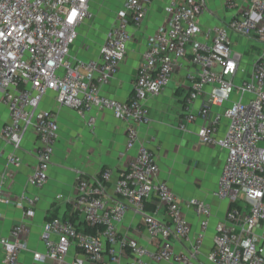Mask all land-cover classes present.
Here are the masks:
<instances>
[{"label":"built area","instance_id":"2783aa9c","mask_svg":"<svg viewBox=\"0 0 264 264\" xmlns=\"http://www.w3.org/2000/svg\"><path fill=\"white\" fill-rule=\"evenodd\" d=\"M150 1L126 0L98 60L80 61L72 47L89 17L91 0H0V103L8 111L0 139L13 148L9 167L19 165L18 151L33 133L38 147L29 183L38 189L46 184L59 133L57 111L41 106L50 93L91 130L98 111L124 121L125 148L135 151L114 182L109 168L90 175L76 172L69 214L43 223L45 252L33 257L61 264L74 250L70 264H198L212 209L196 198L182 201L159 180L156 156L138 135L139 126L150 121L147 99L160 95L175 71L186 66L190 86L177 126L185 130L200 118L198 142L226 152L213 195L228 207L214 226L206 260L264 264V0H223L229 18L212 29L209 40L199 38L204 1L170 0L168 25L143 51L131 97H107L100 88L117 74L133 39L130 27L142 26ZM231 35L245 39L249 53L236 50ZM201 95L203 104L195 111L193 103ZM12 175L8 169L1 176L0 201L22 208L24 219L0 238V264H19L38 201L24 193L12 199L3 190ZM185 207L194 210L196 229ZM129 213L140 218L152 247L120 229Z\"/></svg>","mask_w":264,"mask_h":264},{"label":"crops","instance_id":"0c3cea01","mask_svg":"<svg viewBox=\"0 0 264 264\" xmlns=\"http://www.w3.org/2000/svg\"><path fill=\"white\" fill-rule=\"evenodd\" d=\"M125 1L119 0L110 4L114 9V18L116 11L124 5ZM169 1L151 0L142 26L139 29L130 27L133 39L128 45L125 59L120 64L117 74L107 84L101 86L102 94L120 101H127L131 97L133 81L143 51L150 38L159 29L168 25L165 6ZM203 1L206 11L199 19L201 28L199 38L209 40L212 29L226 22L229 13L224 10L223 0ZM92 2L93 0H91ZM231 38L236 50L241 52L246 50V53H249L248 42L245 39L236 38L233 35ZM84 55L82 59L78 60H98L99 49ZM186 72V66L175 71L160 95L147 99L146 105L149 108L150 121L139 126L138 135L139 142L152 150L156 156L159 165V180L167 182L182 201L196 198L210 205L212 218L198 258V264H209L206 255L212 246L214 226L223 219L228 207L226 201H221L213 195L226 152L219 147L201 145L198 142L196 131L202 124L200 118L189 124L185 130L178 128L183 100L190 86L186 79ZM204 97L201 95L194 101L193 109L195 111L201 108ZM41 106L45 109L56 110L59 124L53 163L49 169L48 180L42 188H35L29 183V178L36 165L35 151L38 147L36 136L30 133L24 140L18 151L20 163L13 168L9 167L7 161L13 148L9 143L0 139V180L2 174L8 169L13 172L12 178L7 180L3 190L8 192L14 200L23 193L38 197L35 214L28 219L30 230L24 238V248L19 264H57L51 260L39 261L33 255L36 252H45L42 226L47 218L69 214L71 200L75 194L76 172L90 175L98 174L109 168L113 172L112 181L114 182L118 175L126 169L135 154L134 150L125 148L126 123L114 117L112 113L98 111L95 129L91 130L84 121L78 118L74 110L68 107H59L54 101L53 93L44 98ZM7 120L8 111L0 103V128ZM225 125L226 120H223L220 126L221 132ZM58 196L60 198H57ZM185 211L188 220L196 229L198 218L194 210L185 207ZM23 219L22 208L17 207L14 203L5 204L0 201V238L7 237L11 226ZM120 229L143 244L152 247L137 215L127 214ZM180 247V244H174L176 250H179ZM1 256L0 245V259ZM73 256L74 250H71L61 264H70Z\"/></svg>","mask_w":264,"mask_h":264},{"label":"rangeland","instance_id":"374dc122","mask_svg":"<svg viewBox=\"0 0 264 264\" xmlns=\"http://www.w3.org/2000/svg\"><path fill=\"white\" fill-rule=\"evenodd\" d=\"M119 0H93L90 5V14L79 31L77 40L72 47V55L82 59L86 54L99 49L105 40L109 28L114 22V9L110 4ZM251 49L250 52H254Z\"/></svg>","mask_w":264,"mask_h":264},{"label":"trees","instance_id":"16d2710c","mask_svg":"<svg viewBox=\"0 0 264 264\" xmlns=\"http://www.w3.org/2000/svg\"><path fill=\"white\" fill-rule=\"evenodd\" d=\"M52 217H55V216H52ZM52 217H48L47 219H50V218H52ZM89 229V228H88Z\"/></svg>","mask_w":264,"mask_h":264}]
</instances>
